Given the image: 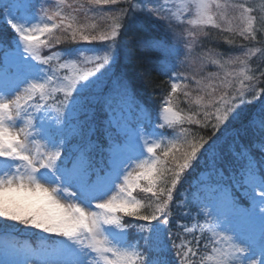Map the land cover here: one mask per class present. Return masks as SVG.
Masks as SVG:
<instances>
[{
	"label": "snow or ice",
	"instance_id": "1",
	"mask_svg": "<svg viewBox=\"0 0 264 264\" xmlns=\"http://www.w3.org/2000/svg\"><path fill=\"white\" fill-rule=\"evenodd\" d=\"M88 3L127 7L117 8L110 30L97 35L86 34L95 25L77 26L75 13L86 14L82 4L0 0V21L13 34L0 33V264H264V62L248 68L257 53L264 57V48L248 47L264 41V2ZM137 17L163 21L185 45L177 56L195 55V37L211 39L212 29L238 36L243 56L224 59L209 50L200 67L240 65L239 71L222 79L219 72L179 77L202 93L196 109L174 112L169 95L155 122L153 111L139 105L133 119L129 83L112 73L118 40L142 52L159 46L141 28L132 30ZM185 24L187 41L176 31ZM80 41L99 42L100 50L72 46ZM178 87L172 82L171 93ZM177 209L186 223L173 225ZM170 226L177 228L173 259ZM18 231L38 235L39 244L7 239Z\"/></svg>",
	"mask_w": 264,
	"mask_h": 264
},
{
	"label": "trees",
	"instance_id": "2",
	"mask_svg": "<svg viewBox=\"0 0 264 264\" xmlns=\"http://www.w3.org/2000/svg\"><path fill=\"white\" fill-rule=\"evenodd\" d=\"M245 1L247 5L253 2V0ZM56 2L57 1L53 0L52 3L49 4L55 6ZM66 3L73 5V7H77L79 4L84 6L86 14L85 12L75 13V15L78 17L77 26L95 25V28L87 27L86 34L92 33L97 35L110 30V26L113 24V14L117 8L127 7V4L123 3L118 5H93L88 3V0H66ZM98 8L103 9V11L97 12L96 9ZM52 10H55V7H53ZM64 11L69 12L71 9L64 7ZM136 20L137 23L132 30L135 31L137 27L141 28L156 38L159 41V46L154 51L142 52L136 48L134 44L123 39L118 40L119 54L117 62L112 68V73H115L116 75L123 74L129 83L131 91L130 113L133 119L136 117V106L139 105L141 107L149 108L153 111V122H155L156 109L169 95L172 96V102L169 104L172 110L174 112H179L182 116L188 115L190 110L196 109L198 107L196 105V99L199 95H202V93H198L197 91L193 90L196 87L193 81L179 77H188L193 73V71H196L200 73V75L197 76V79H200L201 76H207L209 72H219L222 79L224 77L225 71H232L233 68L237 69L239 66L234 65L228 67L225 70H221L216 65L206 64L201 71L200 65L203 53H206L209 50L225 54L224 59H228L229 57H234L237 55L243 56V51H241L240 46L245 42L242 41L238 36L234 37L233 34L224 33L223 35H227L229 38H235L236 43L234 45H229L223 39V35L218 33V30H211V39L208 37L203 38V36L199 34L195 37L197 41L195 45L196 54L192 57H186L184 55L177 56L175 49H184L185 45L183 43L177 42L175 35L167 30V26L163 21H155L154 19L143 17H137ZM176 31L183 32L182 27L177 26ZM0 33H2L6 38L13 35L10 29L4 26L3 21H0ZM56 34L61 35L60 33ZM183 39L187 41L190 38L187 34V38ZM252 44L253 42L249 43L248 46ZM256 44L260 46L258 48H264V41L260 43L256 42ZM65 46V44H61L53 50H59ZM72 46L84 48L86 54H91L92 51L98 52L100 50L99 42H93L92 44H89L87 42L80 41L78 44H74ZM47 51L48 50L46 49L45 52ZM257 62H264V57H260L259 53H257V56L251 58L248 63V68L255 69ZM173 64L175 65V70L166 74L164 70L165 66L171 67ZM112 73H109V76H111ZM146 73L148 75H146ZM248 74L251 75L252 71H249ZM172 82H176L179 85L175 94L171 93ZM205 83H207V81H205ZM212 83L217 86L220 85L219 80H214ZM185 85L188 86L187 90ZM217 90L219 92L220 88L218 87ZM186 91L191 92L190 98L185 96ZM255 103L258 104L259 100H257ZM149 130H151V126H149ZM190 179L194 181V176ZM185 187H187V185H185ZM134 195H136L137 199L142 200L146 194L137 189ZM173 217V225L176 222L186 223L185 219L180 216V210L178 209L174 210ZM176 231L177 228L175 226L169 227V259L174 258L175 249L171 248V242L175 238L171 236V233ZM13 236L16 240L28 238L34 247L40 242L38 235L26 231H18L14 233ZM176 242L179 243V241Z\"/></svg>",
	"mask_w": 264,
	"mask_h": 264
},
{
	"label": "rangeland",
	"instance_id": "3",
	"mask_svg": "<svg viewBox=\"0 0 264 264\" xmlns=\"http://www.w3.org/2000/svg\"><path fill=\"white\" fill-rule=\"evenodd\" d=\"M52 1L53 0H48V2L49 3H52ZM55 1H57L56 3H55V5L58 3V0H55ZM4 2L6 3L7 2V0H4ZM173 2H178V0H173ZM240 2H245V4H246V1L245 0H219V3H221V4H224V3H240ZM263 2V0H255V3L257 4V5H259L260 3H262ZM251 4V3H250ZM246 6H247V4H246ZM195 15V10L193 9V11H192V13L190 14V16H189V18H192L193 16ZM229 15H230V17L231 16H238L239 15V13L238 12H233L232 10H229ZM239 22L238 21H235V24H238ZM182 27V30H183V38H187V34H188V30H189V28L191 27V26H187L186 24L185 25H183V26H181ZM212 30H215V29H212ZM203 36V35H202ZM203 38H206L205 36H203ZM41 39H43V37H41ZM249 48H258V47H260L258 44H256V42H253V44L252 45H250V46H248ZM247 49L245 48V51H246ZM83 66H78V69H77V71H79L80 70V68H82ZM92 66L91 65H88V68H91ZM240 65L237 67V71H239V69H240ZM69 74H71V73H69ZM186 90H187V88H186ZM149 139H151V137H148ZM147 158V157H146ZM113 194H115V193H113ZM7 239H9V240H11V241H13V242H16V243H19V244H30L29 243V241H28V239H22L21 241H19V242H17V241H15L14 240V238L12 237V236H10V237H8ZM31 245V244H30Z\"/></svg>",
	"mask_w": 264,
	"mask_h": 264
}]
</instances>
